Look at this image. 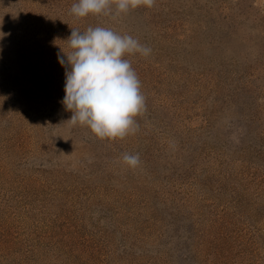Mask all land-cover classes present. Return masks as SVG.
Listing matches in <instances>:
<instances>
[{"label":"rangeland","instance_id":"374dc122","mask_svg":"<svg viewBox=\"0 0 264 264\" xmlns=\"http://www.w3.org/2000/svg\"><path fill=\"white\" fill-rule=\"evenodd\" d=\"M74 3L0 0V264H264V0ZM90 26L152 50L124 57L145 107L123 139L61 103Z\"/></svg>","mask_w":264,"mask_h":264},{"label":"clouds","instance_id":"9594fccd","mask_svg":"<svg viewBox=\"0 0 264 264\" xmlns=\"http://www.w3.org/2000/svg\"><path fill=\"white\" fill-rule=\"evenodd\" d=\"M155 0H78L70 14L84 18L91 14L118 17L138 6L151 8ZM115 12H112V5ZM70 51L58 56L65 67L64 97L61 103L71 111V125L86 126L99 139H123L138 131L135 117L144 111L141 82L126 55L148 57L151 48L131 35L111 28H72L67 39ZM66 57V59H65ZM129 168L140 164L139 153L122 156Z\"/></svg>","mask_w":264,"mask_h":264}]
</instances>
